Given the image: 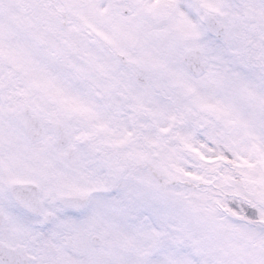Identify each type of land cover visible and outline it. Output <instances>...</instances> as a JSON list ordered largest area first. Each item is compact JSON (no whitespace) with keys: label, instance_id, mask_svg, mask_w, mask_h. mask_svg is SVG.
I'll use <instances>...</instances> for the list:
<instances>
[{"label":"snow or ice","instance_id":"obj_1","mask_svg":"<svg viewBox=\"0 0 264 264\" xmlns=\"http://www.w3.org/2000/svg\"><path fill=\"white\" fill-rule=\"evenodd\" d=\"M0 264H264V0H0Z\"/></svg>","mask_w":264,"mask_h":264}]
</instances>
